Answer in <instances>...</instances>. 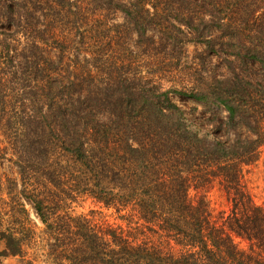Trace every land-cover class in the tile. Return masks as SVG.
Instances as JSON below:
<instances>
[{
  "label": "trees",
  "instance_id": "16d2710c",
  "mask_svg": "<svg viewBox=\"0 0 264 264\" xmlns=\"http://www.w3.org/2000/svg\"><path fill=\"white\" fill-rule=\"evenodd\" d=\"M92 2L123 23L98 30ZM188 42L240 60L201 90L160 88L142 49ZM246 60L254 78L238 72ZM172 95L220 106L226 140L201 136ZM0 128L59 264H264V207L244 182L264 148V0H0ZM214 186L227 215L198 194ZM79 197L124 226L72 215ZM20 215L0 232V264H29Z\"/></svg>",
  "mask_w": 264,
  "mask_h": 264
},
{
  "label": "rangeland",
  "instance_id": "374dc122",
  "mask_svg": "<svg viewBox=\"0 0 264 264\" xmlns=\"http://www.w3.org/2000/svg\"><path fill=\"white\" fill-rule=\"evenodd\" d=\"M100 8L101 6L96 5L95 2L88 5L90 13L95 14L94 24L97 25L96 28L98 30L102 31L105 26L123 23V14L120 11L105 12L103 18V12L100 11ZM123 38H126V42L132 45V40L127 35L122 37L119 43L122 42ZM181 44H177L173 49H170V47L161 48V46L156 48V50L144 48L142 53H140V58L142 59L140 62H145L148 72L150 70L156 72L153 80L162 89H191L195 86L196 89L201 90L207 87L205 82L209 80L212 82L213 80H222L230 76V72L223 62L225 58L240 60L226 57L223 53H211L201 43L188 42ZM76 53H79V47L76 48ZM82 59L83 57L78 55V57H72L71 60L65 61L80 60L81 62ZM112 61L122 62L125 60ZM164 64L168 65L165 66ZM84 66L88 68L85 62H82V65H78V69L75 70V76H82L85 80V74H82ZM161 66L165 67L159 70ZM239 66H241V69L238 70L240 76L246 79L254 78L253 72L260 73L261 71L257 63L254 64L247 60L245 63H239ZM172 100L183 110L188 121L195 126V130L201 136L226 140L227 133L225 134L219 126L226 121L227 114L220 106L204 104L174 95H172ZM2 132L4 131L0 128V150H3L0 153V207L4 210L0 232L10 226L18 229L20 222L24 218L20 215V210H24L28 220V226H26L28 231L24 233L25 239L23 241L25 260H29V264H59V260L55 257L54 241L50 233L36 216L31 203L20 194L22 188L20 186L18 167L6 143L8 139L6 140L1 136ZM244 182L254 203L264 207V148L261 149L259 159L244 168ZM198 194L204 195L209 211L213 216H218L220 213L225 215L229 213V203L218 186ZM195 196L197 197L196 192L190 190V199L195 200ZM68 207L70 213L74 216L84 215L98 222L124 226L113 215V210L104 208L102 204L97 203L92 198L79 197L74 202L69 203ZM236 242L240 243V240ZM243 246L244 244L240 243V247ZM1 250H3V243L0 241ZM1 264H23V261L21 258L9 257L3 259Z\"/></svg>",
  "mask_w": 264,
  "mask_h": 264
}]
</instances>
